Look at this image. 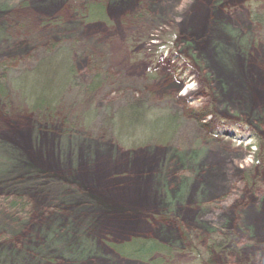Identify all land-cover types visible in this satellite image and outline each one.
Here are the masks:
<instances>
[{"label": "rangeland", "instance_id": "374dc122", "mask_svg": "<svg viewBox=\"0 0 264 264\" xmlns=\"http://www.w3.org/2000/svg\"><path fill=\"white\" fill-rule=\"evenodd\" d=\"M85 1L0 0V67L22 74L11 84L27 106L40 93L31 70L54 45L72 52L81 84L104 77L85 100L94 124V112L78 110L86 93L59 88L57 116L83 112L89 136L37 123L14 95L9 113L0 101V196L23 204H0V264H151L114 251L131 236L173 243L159 264H262L264 23L248 8L264 11V0H97L104 17L82 21L73 12ZM127 102L137 113L129 127L117 121L119 134L145 133V118L147 135L155 109V118L177 114L174 137L116 143L106 110ZM82 244L90 248L75 254Z\"/></svg>", "mask_w": 264, "mask_h": 264}, {"label": "trees", "instance_id": "16d2710c", "mask_svg": "<svg viewBox=\"0 0 264 264\" xmlns=\"http://www.w3.org/2000/svg\"><path fill=\"white\" fill-rule=\"evenodd\" d=\"M100 2L101 1L97 2V0H87L82 3L80 8H75L73 13L78 19L82 21L102 19L105 15V10L102 6V3ZM97 4H99L98 8H96ZM95 10H97L98 15L89 17L88 15L93 14ZM140 17L145 18L146 13L144 11L138 12L135 18L138 20L141 19ZM248 17L253 23H264V11H261L260 9L249 6ZM52 47L53 49L46 52V56H44V59L41 60V62H39V64L35 68H33V70H31L36 75L37 79H41L37 83V87L40 93H38L39 96L36 99V103L27 106L23 99L15 91L14 86L11 84V82L15 78H19L20 76H22V74L14 76L9 72V75H7L8 72L6 73V71L8 70L2 67H0V101L5 106V111L9 113V110L11 109V105L9 104L11 102L10 97L14 95V99L18 100L19 102V108L25 107L29 112L35 115V117L37 118V123H39L40 121L49 122L51 120H57L61 123V127H65L64 125H66L63 132L67 135H70V133L74 132V130H79L80 128H82L83 132H80V135L89 136L93 133L92 130H95V126L93 124L96 117L93 106H91V104L88 102L91 100L92 96H94L93 94L96 92L98 87H100V85L103 83L104 77L101 78L99 75H95L89 82H87V84H81L80 82H78L77 75L73 68L74 64L72 60V52L67 48V46L54 45ZM65 49L67 50L66 53L63 52V50ZM61 52H63L62 54H64V57L61 55ZM58 54H60V56L55 58V56ZM25 73L27 72H24L23 74ZM43 79L45 80V82L42 83L43 85L41 86V82ZM67 82H69V87H67L66 89L75 88L76 93H79L82 90L86 93V97L82 104H85L87 102L85 100L87 99L89 100L87 102L88 104L81 106L80 108H78V110H83V112H85L86 109V117H88L90 111L94 112V118H91V121H93V124H91V126H89L84 120L85 118H83L82 116L83 112L80 114L79 111H77L78 114L76 115V117H67L68 121L63 117L62 119H59V117L57 116V112L59 113L62 105L59 101L61 99L63 91L65 90L61 89L59 91V88H61V86H63ZM138 103L140 104L139 101ZM134 104L137 103L127 102L118 109H114L110 112L106 110L107 115H110V117L114 116L111 127L110 119L108 124L112 136L111 138L116 143L131 148L152 143L167 144L176 133L180 121L177 114H169L167 118L160 119V116L156 118L155 116H153V112L155 109H151L150 111L148 110L152 113H150L151 118L153 117V120L157 119L158 124H152L153 129H151L150 131H152L153 133L149 131L147 135L145 133L149 130V120H145V118H141V121L143 123L140 124L145 133L140 132L139 134H136L132 131H126V133L119 134L116 131L117 121H119L124 128L130 126L127 120H133L134 115L137 113L136 110H134ZM139 104L138 106H140ZM142 105L144 104H141V107ZM139 110L140 108L138 107V112ZM141 135H143L144 137L142 139H139ZM79 190H81L80 193H83L90 198L98 199L89 192L84 191L82 188H80ZM101 202L103 203L102 200ZM0 204L5 206L9 210H14L16 208L20 209V207L23 206L22 198L17 194L0 196ZM230 239L231 237L224 236L220 241L212 242V248L218 252H222L223 249L226 248V244L230 241ZM86 248L89 249L90 247L84 246V244H82L80 247L74 248L73 251H75V254H77L82 251L85 252ZM112 248L115 252L123 257L136 259L151 264H159L164 261L163 257H168L176 248V246L171 242L163 243L158 239L151 237L131 236L124 242L113 244ZM13 253L15 252L13 251Z\"/></svg>", "mask_w": 264, "mask_h": 264}, {"label": "bare ground", "instance_id": "6f19581e", "mask_svg": "<svg viewBox=\"0 0 264 264\" xmlns=\"http://www.w3.org/2000/svg\"><path fill=\"white\" fill-rule=\"evenodd\" d=\"M79 227H80V226H79V225H77L76 229L78 230V229H79Z\"/></svg>", "mask_w": 264, "mask_h": 264}, {"label": "water", "instance_id": "95a60500", "mask_svg": "<svg viewBox=\"0 0 264 264\" xmlns=\"http://www.w3.org/2000/svg\"><path fill=\"white\" fill-rule=\"evenodd\" d=\"M262 264H264V257H263V259H262Z\"/></svg>", "mask_w": 264, "mask_h": 264}]
</instances>
